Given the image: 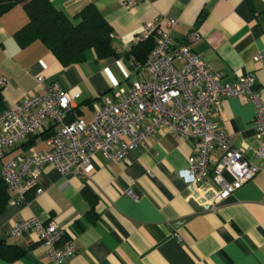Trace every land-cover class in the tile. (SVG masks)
Instances as JSON below:
<instances>
[{
	"label": "crops",
	"instance_id": "crops-1",
	"mask_svg": "<svg viewBox=\"0 0 264 264\" xmlns=\"http://www.w3.org/2000/svg\"><path fill=\"white\" fill-rule=\"evenodd\" d=\"M50 1L73 22L79 10L92 4L112 29L115 53L98 58L88 48L82 62L64 66L40 41L20 46L14 33L28 16L21 4L14 5L0 15V94L6 107L39 90L43 84L36 78L43 76V83L58 81L79 93L70 109L92 121L94 102L140 77V64L127 54L133 41L144 37L145 24L156 25L158 35L167 18L177 20L171 29L175 44L188 43L223 81L252 72L264 101V59L254 60L257 54L264 56V0ZM193 33L196 37L188 41ZM253 106L246 95H233L213 108L212 121L227 131L230 145L244 149V157L259 167L215 209L209 203L212 192L187 184L183 173L187 158L197 152L195 142L160 127L122 160L95 150L88 175L64 176L53 165L44 166L36 177L39 193L31 189L21 203L10 202L14 194L7 187L0 240L23 253L13 260L0 257V264H50L34 231L10 233L16 221L30 217L64 229V241L77 248L67 264H264V159L254 156L259 140ZM58 126L42 127L7 148L0 178L7 159L46 149L44 139ZM220 155L219 150L211 154L210 170ZM224 176L232 180L230 173Z\"/></svg>",
	"mask_w": 264,
	"mask_h": 264
},
{
	"label": "built area",
	"instance_id": "built-area-1",
	"mask_svg": "<svg viewBox=\"0 0 264 264\" xmlns=\"http://www.w3.org/2000/svg\"><path fill=\"white\" fill-rule=\"evenodd\" d=\"M176 23L174 18L166 19L154 47L138 66L142 69L138 79L112 97L93 103L92 121L85 122L80 117L67 121V111L79 93L62 88L58 81L43 83V76L36 78L43 84L39 90L0 112V159L7 148L25 141L42 127L59 125L52 127L44 139L46 149L19 154L3 163L2 179L14 194L10 202H23L31 189L39 193L36 177L44 166L53 165L64 176L88 175L93 169L91 157L95 150H101L111 160H122L160 127L195 142L197 152L187 158L183 173L187 184L212 192V209L255 176L259 167L244 157V149L233 148L227 131L212 121L213 108L222 98L246 95L254 104L253 120L259 140L254 156L264 159V101L255 88L254 74L223 81L188 43L173 42L171 29ZM155 28L154 24H145L144 37L134 40L132 46ZM196 35H188V41ZM262 57L257 54L253 58L257 61ZM3 82L1 78L0 83ZM217 150L221 155L210 170L211 154ZM224 172L230 173L232 180L226 179ZM130 192L127 190L126 194ZM27 230L37 234L50 264H67L76 252V245L71 240L64 241L65 231L55 222L40 223L34 217L21 219L12 225L10 233L17 236Z\"/></svg>",
	"mask_w": 264,
	"mask_h": 264
},
{
	"label": "trees",
	"instance_id": "trees-1",
	"mask_svg": "<svg viewBox=\"0 0 264 264\" xmlns=\"http://www.w3.org/2000/svg\"><path fill=\"white\" fill-rule=\"evenodd\" d=\"M19 4L28 16V21L14 33L16 43L20 46H28L31 42L40 41L64 66L82 62L83 52L88 48H93L98 58L115 53L110 43L112 29L104 16L92 4H87L79 10L75 15L78 18L77 22L66 17L64 12L52 5L50 0H0V15ZM156 32L155 28L142 42L132 46L127 56L130 55L135 62L143 64L155 45ZM5 108L0 94V112ZM77 113L78 110L69 109L66 120L78 118ZM7 190V185L1 177L0 211L9 200ZM22 251L15 244L0 240V257L2 258L13 260L22 255Z\"/></svg>",
	"mask_w": 264,
	"mask_h": 264
}]
</instances>
